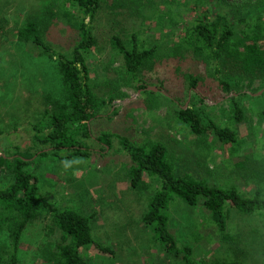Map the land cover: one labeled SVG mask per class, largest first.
I'll use <instances>...</instances> for the list:
<instances>
[{"label":"rangeland","instance_id":"374dc122","mask_svg":"<svg viewBox=\"0 0 264 264\" xmlns=\"http://www.w3.org/2000/svg\"><path fill=\"white\" fill-rule=\"evenodd\" d=\"M56 0H0V155L9 156L16 147L30 152L40 149L31 142V126L41 117L42 95L56 89L59 82L54 72V58L42 54L30 42L18 41L14 32L28 17L43 14ZM135 1V2H133ZM140 6L150 2L140 9ZM241 2L246 0H228ZM253 1V0H248ZM114 7L113 0H103L91 28L97 42L89 51L86 64L90 82L105 99L113 96L96 118L88 121L91 134L88 156L58 159L57 155L34 153L25 165L37 178L43 197L57 207L70 205L90 214L92 235L114 251L107 255L93 245L84 249L89 264H179L160 247L151 227L141 220L150 191L130 188V160L111 137L110 146L95 140L101 132L125 136L137 144L162 141L168 148L177 173H188L210 185H234L251 194L261 185L264 172V86L258 79L238 84L232 92L221 90L208 74L204 64L191 49L176 50L182 38L184 23L195 12L173 0H124ZM46 5V6H45ZM58 0L44 39L66 52L76 43L77 31L68 23L64 9L75 8ZM143 5V6H144ZM186 6L191 7L188 1ZM204 5L200 6L203 10ZM184 10L180 20L170 26L164 15L162 26L158 13ZM78 18L80 14H74ZM129 39L135 33L140 46L157 47L150 62L137 73L144 85L158 90L135 88V83L122 65L121 56L110 43L112 34ZM186 47V46H185ZM183 74L202 77L196 89L188 86ZM114 86V89L111 88ZM242 109L237 121L232 100ZM125 100V102L123 101ZM192 107L220 126H229L238 135L237 143H223L212 133L193 134L188 124L175 116L178 106ZM115 112V113H113ZM110 115V119L106 117ZM0 174V187L8 183ZM168 227L178 246H189L199 261H237L239 264H264V215L260 212L240 214L232 208L223 238L208 210L201 204L192 207L174 198L168 208ZM6 214L0 207V264H47L44 253L53 249L59 231L48 228L50 219L35 220L23 230L12 262V242Z\"/></svg>","mask_w":264,"mask_h":264},{"label":"trees","instance_id":"16d2710c","mask_svg":"<svg viewBox=\"0 0 264 264\" xmlns=\"http://www.w3.org/2000/svg\"><path fill=\"white\" fill-rule=\"evenodd\" d=\"M56 1L45 8L43 14L28 17L17 25L14 32L16 39L30 42L42 54L54 58V72L59 82L56 89L42 95L41 114L33 122L31 142L39 144L40 149L30 152V146L24 151L18 147L9 156L0 155V174L8 177L9 182L0 187V207L6 214L1 220L7 221V228L14 251L25 227L35 221L48 217V228L59 231L53 249L44 253L47 264H89L84 256V249L93 245L109 256L114 251L101 245L92 235V213L87 214L70 205L57 207L52 201L43 197L37 186V178L25 165L31 161L34 153L38 156L57 155L58 159L71 156H88L92 140L88 121L103 113L102 108L113 96L105 99L90 82L86 58L97 40L92 33L91 21L103 0H59L64 6L75 8V13L65 10L68 23L77 31V38L66 52L58 51L51 42L44 39L46 30L55 12L52 10ZM164 1V0H160ZM182 4L184 9L195 12L194 17L184 23L183 43L175 46L176 50L191 49L194 56L204 64L209 76L217 82L222 91L229 93L246 81L247 84L258 79L264 86V0L230 2L228 0H173ZM191 3L186 6L187 2ZM135 2V1H133ZM114 7L125 5L124 0H113ZM137 6H140L138 1ZM146 2L140 9L149 5ZM204 9L200 10V6ZM46 6V5H45ZM177 9L170 13H158L157 23L162 26L164 15L168 24L174 26L182 16ZM80 14L78 18L74 14ZM54 19V18H53ZM110 43L121 56L124 69L135 83V88L144 89L137 73L151 61L157 47H144L137 43L135 33L129 39L119 34H112ZM191 89L198 87L202 77L183 74ZM114 89V86L111 87ZM232 100L234 117L240 121L242 109ZM175 116L188 124L190 131L196 135L212 133L223 143H237L238 135L229 126H220L210 117L192 107L178 106ZM115 113V112H113ZM264 116V108L260 111ZM110 119V115H106ZM118 139L120 147L128 155V177L130 188L137 191H150L141 220L149 225L160 247L171 258H180L179 264H239L237 261H199L192 255L189 246H178L168 227L169 204L179 198L194 207L201 204L210 212L221 237L226 238L227 217L232 208L240 214L260 212L264 215V172L259 185L251 194L241 192L236 186L218 187L210 185L203 179H197L188 173H177L174 161L167 146L162 141L137 144L116 133L101 132L95 140L110 146L111 137ZM228 238V237H227Z\"/></svg>","mask_w":264,"mask_h":264},{"label":"water","instance_id":"95a60500","mask_svg":"<svg viewBox=\"0 0 264 264\" xmlns=\"http://www.w3.org/2000/svg\"><path fill=\"white\" fill-rule=\"evenodd\" d=\"M144 89H148V90H158V88L157 87H155L154 85H147V86H145V88ZM139 90L140 89H138V93H139ZM124 102H125V100H123ZM185 108V107H184Z\"/></svg>","mask_w":264,"mask_h":264}]
</instances>
